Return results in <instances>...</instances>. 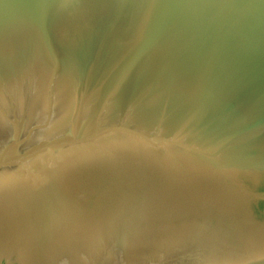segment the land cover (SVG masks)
I'll use <instances>...</instances> for the list:
<instances>
[{
  "label": "water",
  "instance_id": "1",
  "mask_svg": "<svg viewBox=\"0 0 264 264\" xmlns=\"http://www.w3.org/2000/svg\"><path fill=\"white\" fill-rule=\"evenodd\" d=\"M0 264H264V0H0Z\"/></svg>",
  "mask_w": 264,
  "mask_h": 264
}]
</instances>
